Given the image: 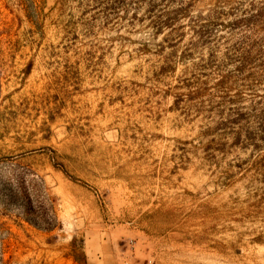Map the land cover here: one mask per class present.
<instances>
[{"label": "rangeland", "instance_id": "rangeland-1", "mask_svg": "<svg viewBox=\"0 0 264 264\" xmlns=\"http://www.w3.org/2000/svg\"><path fill=\"white\" fill-rule=\"evenodd\" d=\"M250 1L0 0V264H264V142L218 126L264 116V54L224 86L233 65L198 81L213 39L189 18ZM168 17L178 29L157 33ZM217 29V58L264 49V15ZM12 168L43 176L56 228L27 219Z\"/></svg>", "mask_w": 264, "mask_h": 264}, {"label": "trees", "instance_id": "trees-1", "mask_svg": "<svg viewBox=\"0 0 264 264\" xmlns=\"http://www.w3.org/2000/svg\"><path fill=\"white\" fill-rule=\"evenodd\" d=\"M241 4V3H240ZM250 11H247L244 16H240L234 20H223L224 15H235L238 10L236 6H229V8L216 7L213 13L209 15L208 20L203 22L200 17L197 19H191L194 25V30L198 27V37L201 42L208 43L210 39L213 42L212 52L209 53L208 58L204 59L202 62L198 63V81L201 79L200 76L203 75L205 69L215 68L219 66L233 65V69L227 75H222L217 80V86L221 87L227 83V78L232 76V73L236 72L238 74H245V69L248 65L254 63L260 56L264 54L263 48H257V54L253 53L256 49V45H261L259 42L254 40H242L228 46V48L223 53V58H217V47H218V36L216 31L218 27L233 28L245 24L246 26H253V23L260 22L262 16L264 15V5L259 6L255 0H251L248 3ZM176 17L186 16V9L180 7L173 11ZM167 14V12H166ZM176 17H168L167 19H157L152 22L157 33L163 32L164 29L169 28L171 30H177V20ZM179 38H169L166 39L169 44L182 37V34H178ZM173 41V42H172ZM173 46V44H171ZM259 55V56H258ZM262 59V58H261ZM263 62V61H262ZM264 63V62H263ZM205 87L201 86L198 89V97H200ZM257 96V95H254ZM225 97V96H224ZM227 98H244L245 95L242 91H237L233 95L227 96ZM263 96L259 94V98ZM257 117V118H256ZM255 122V127H252V123ZM219 129L224 130L225 133L234 134V143L241 146L252 145L255 149H258L262 142H264V116H251L244 112H237L231 117L221 119L218 122ZM256 166L264 168V153L261 154V158L256 161ZM240 166V165H239ZM241 167V166H240ZM264 177V176H263ZM8 179L13 182L17 188V191L21 195L24 203V213L27 219L37 226H41L45 229L52 230L56 228L60 221L55 208L54 198L49 193L45 179L38 172L32 168H25L22 171L11 169L8 173ZM12 191V189L10 188ZM15 193V192H14ZM18 194H12L15 196Z\"/></svg>", "mask_w": 264, "mask_h": 264}]
</instances>
